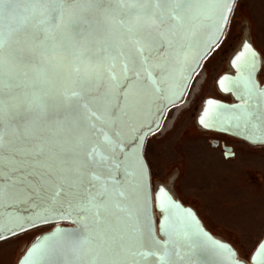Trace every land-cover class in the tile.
Returning a JSON list of instances; mask_svg holds the SVG:
<instances>
[{
  "label": "snow or ice",
  "instance_id": "6c2138e0",
  "mask_svg": "<svg viewBox=\"0 0 264 264\" xmlns=\"http://www.w3.org/2000/svg\"><path fill=\"white\" fill-rule=\"evenodd\" d=\"M234 3L0 0V200L6 194L30 200L38 190L50 189L42 211L63 207L82 226L80 232L46 237L24 264L64 260L61 240L70 243L74 264H177L195 246L211 250L219 264H239L232 248L213 240L198 224L175 239L165 224L168 242L152 235L155 247H148L124 179L132 177L134 165L143 175L145 165L139 152L127 157V164L114 159L115 141L98 127L115 124L141 96L144 81L156 93L165 91L160 85L171 76L169 58L184 64L203 28L212 27L219 36ZM246 55L251 59L240 63ZM256 61L251 45L245 44L236 57L240 76L233 82L242 103L233 111L235 127L246 130L244 138L264 144V89L252 75ZM101 85L106 91L91 95ZM220 85L224 88V80ZM167 91L174 100L175 91ZM200 123L210 126L205 119ZM85 130L103 132L100 144L85 136ZM159 192L163 212L166 203L174 202L164 189ZM186 215L193 217L190 211ZM24 227V219L16 218L10 230ZM260 254L264 257V249Z\"/></svg>",
  "mask_w": 264,
  "mask_h": 264
},
{
  "label": "rangeland",
  "instance_id": "374dc122",
  "mask_svg": "<svg viewBox=\"0 0 264 264\" xmlns=\"http://www.w3.org/2000/svg\"><path fill=\"white\" fill-rule=\"evenodd\" d=\"M245 44L261 56L257 78L264 84V0L236 1L221 42L204 60L187 91L195 94L189 102L185 95L180 112H173L175 106L168 110L159 130L149 136L145 156L154 196L159 188L166 189L194 209L209 232L251 264L264 239V145L203 131L198 123L206 101L232 102V96L220 90L219 81L234 73L232 61ZM216 140L218 147L213 146ZM224 145L233 155L223 150ZM54 228L39 227L1 242L0 264H19L31 244Z\"/></svg>",
  "mask_w": 264,
  "mask_h": 264
},
{
  "label": "water",
  "instance_id": "95a60500",
  "mask_svg": "<svg viewBox=\"0 0 264 264\" xmlns=\"http://www.w3.org/2000/svg\"><path fill=\"white\" fill-rule=\"evenodd\" d=\"M235 3L232 5V12L229 15L227 23L223 27L219 36L213 35L214 28L206 27L200 30L194 40V46L188 54L187 61L184 64L177 63L174 58H169V71L171 72L170 78L166 83L160 85L161 88L166 89L163 92L156 93L152 87L146 82H143L144 91L141 96L134 101L126 110L125 114L111 126L98 125L107 132L115 141L113 149L110 155L114 159H118L127 164L126 158L133 156L137 152L140 153V157L145 165L143 175L140 174L139 168L133 166V175L131 178H124L129 181V203L139 213L140 222L143 225L147 246L154 248L155 245L151 243V236L162 243L168 242V237L165 236L163 228L164 225H168V230L173 239L176 238L177 233L184 229H195L197 224L208 234L213 240L222 244H226L237 254L239 264H248L247 262L239 258V254L232 245L215 237L209 232L197 213L191 207L183 205L180 201L175 199L173 195L164 189L168 193L173 204H165V211L160 210V192L159 188L154 196L153 185L151 180V171L149 163L145 156V148L150 135L155 133L161 125L169 109L179 104L185 97L189 87L193 81L195 74L200 69L204 60L212 53L213 49L221 42L226 29L228 27L231 15L233 13ZM249 45V44H247ZM252 47V46H251ZM256 53L257 61L256 67L252 72L253 79L260 89H264V84H261L258 80V74L261 70L262 62L260 54L252 47ZM165 50L161 49L160 55H164ZM244 53V46L240 49L232 61V67L234 73L229 74L220 79L224 80L225 91L221 87L219 81V88L224 94L232 96V102L226 103L220 100H208L204 103L202 111L199 115L198 123L201 127L206 128L209 131L231 135L233 137L247 141L252 145H264L261 143H252L248 139H245L246 130L244 128L235 127L234 117L236 115L234 109L237 108L242 100L238 98L234 81H237L240 76V71L236 66V57L241 56ZM250 56L246 55L245 61H249ZM114 71L119 75L120 66L117 63ZM237 72V73H236ZM234 77L231 75L235 74ZM246 74V72H245ZM227 77V79H225ZM107 84L111 82L108 79L107 74L104 77ZM171 87L175 91L176 96L174 100L169 99L170 93L167 89ZM106 91V86H99L91 95L99 96ZM123 91V88L121 89ZM209 101H213V105H209ZM215 105H221V108H216ZM209 113L208 117L204 116L205 112ZM201 119H205L209 123V127H205L200 123ZM84 135L91 138V141L96 144H100L101 136L103 132H96L95 130H85ZM227 152L232 153L230 147L225 148ZM233 155V154H232ZM229 154L227 153V157ZM7 184V181H4ZM83 195V193H80ZM52 196V190H38L37 193L30 200H23L18 196L5 195L0 200V221L3 222V227L0 228V243L6 240L17 237L21 234L29 232L39 227L53 225L55 228L39 236L28 248L25 255L22 257L19 264H24V261L28 259L31 250L44 240L48 236L55 235L57 232L69 234L82 231V226L78 222V217L75 214L69 216L63 207H59L55 212L44 213L42 209L48 204L49 198ZM63 199V197L59 198ZM191 212L193 217L186 215L187 212ZM46 215V219H40ZM16 218H23L25 221V227L23 230L20 228H11L13 221ZM35 221V225L29 223V221ZM59 247L64 255V260L56 259L50 262V264H74L73 254L71 251V245L67 240H61ZM264 249V239L260 243L259 247L255 251L251 264H264V257L261 256V250ZM188 252V249H184ZM226 255V254H224ZM87 259V258H85ZM83 264V262H82ZM151 264H156L155 260L151 261ZM177 264H219L218 258L213 254L211 250L195 246L191 249L183 260H178Z\"/></svg>",
  "mask_w": 264,
  "mask_h": 264
},
{
  "label": "bare ground",
  "instance_id": "6f19581e",
  "mask_svg": "<svg viewBox=\"0 0 264 264\" xmlns=\"http://www.w3.org/2000/svg\"><path fill=\"white\" fill-rule=\"evenodd\" d=\"M237 73V72H236ZM236 73L235 74H233V75H231L232 77H234L235 75H236ZM195 79V78H194ZM190 90V89H189ZM195 93L193 92H188V93H186V99H187V102H189L190 100H191V98L193 97V95H194ZM185 102V100L182 102V103H179V104H177V105H175V107H174V113H177V111L178 112H180L182 109H184V108H181L182 106V104ZM173 108V107H172ZM171 115V114H170ZM171 117V116H170ZM166 124V123H165ZM165 124H164V127H165ZM167 126V125H166ZM166 129V128H165ZM205 129L206 128H204V130L203 131H205ZM207 130V129H206ZM166 132V131H165Z\"/></svg>",
  "mask_w": 264,
  "mask_h": 264
},
{
  "label": "flooded vegetation",
  "instance_id": "af4514ba",
  "mask_svg": "<svg viewBox=\"0 0 264 264\" xmlns=\"http://www.w3.org/2000/svg\"><path fill=\"white\" fill-rule=\"evenodd\" d=\"M215 142H216V143H214L213 146H214V147H218V143H219V142H218L217 140H216ZM222 148H223V150L226 152L225 148H227V146L224 145V146H222ZM225 154H226V153H225ZM230 154L232 155L233 153H230Z\"/></svg>",
  "mask_w": 264,
  "mask_h": 264
}]
</instances>
